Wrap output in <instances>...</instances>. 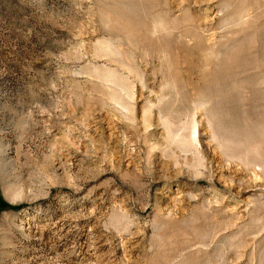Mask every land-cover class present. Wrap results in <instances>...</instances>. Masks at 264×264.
I'll list each match as a JSON object with an SVG mask.
<instances>
[{"label": "rangeland", "instance_id": "rangeland-1", "mask_svg": "<svg viewBox=\"0 0 264 264\" xmlns=\"http://www.w3.org/2000/svg\"><path fill=\"white\" fill-rule=\"evenodd\" d=\"M0 264H264V0H0Z\"/></svg>", "mask_w": 264, "mask_h": 264}]
</instances>
